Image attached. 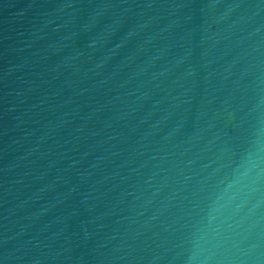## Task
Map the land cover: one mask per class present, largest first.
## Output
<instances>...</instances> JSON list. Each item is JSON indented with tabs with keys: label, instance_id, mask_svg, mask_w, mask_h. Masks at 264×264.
Instances as JSON below:
<instances>
[{
	"label": "water",
	"instance_id": "1",
	"mask_svg": "<svg viewBox=\"0 0 264 264\" xmlns=\"http://www.w3.org/2000/svg\"><path fill=\"white\" fill-rule=\"evenodd\" d=\"M0 264H264V0H0Z\"/></svg>",
	"mask_w": 264,
	"mask_h": 264
}]
</instances>
